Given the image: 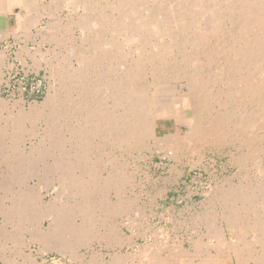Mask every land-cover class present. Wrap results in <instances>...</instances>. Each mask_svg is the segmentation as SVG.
<instances>
[{
  "label": "rangeland",
  "instance_id": "1",
  "mask_svg": "<svg viewBox=\"0 0 264 264\" xmlns=\"http://www.w3.org/2000/svg\"><path fill=\"white\" fill-rule=\"evenodd\" d=\"M94 1L5 0L3 3L1 12H6L0 15V264H142L153 252L165 256L170 251L193 247L195 240L205 244L208 241L205 221L213 220L211 225L220 228L225 222L222 212H230V207L223 208L221 203L225 204L224 199L229 197H238L242 188L251 197V206L257 204L255 207L264 209L259 198L264 189V105L258 100L261 92L248 88L249 83L257 87L264 80V55L257 51V56L262 55L259 57L262 63L257 57L256 63L251 62L252 67L244 55L251 49L252 40L263 39L264 33L257 25L251 30L247 28L250 17L243 16L241 1L134 0L121 5L120 0ZM233 8L238 9L233 11ZM145 14L149 16L145 18ZM238 18L241 22L236 21ZM151 59L156 61V66ZM225 69L228 72L224 75ZM136 70L141 71L138 74ZM196 71L204 79V89L190 92L187 77ZM106 82L110 85L104 87ZM131 86L146 91L130 96L127 91ZM114 92L123 97L128 95L133 103L127 96L120 104L124 110L116 106L110 96ZM138 101L147 109L157 108L156 131L150 130V122L138 135L129 131L137 114L142 113ZM133 106L138 107L136 111ZM99 109L102 111H95ZM191 112L194 121L185 116ZM18 116L25 119L21 117V121ZM106 120L111 130L116 125L119 127L115 128L117 132L105 133L109 125H105ZM14 123L21 129L13 127ZM86 123H91L88 133L94 132L83 137ZM90 126L96 130L91 131ZM95 133L97 136L91 137ZM112 139L115 145L111 144ZM90 218L94 221L88 222ZM247 236L245 240L249 241L251 236ZM205 246L203 251L217 252L212 245ZM224 251L221 264H233L231 260L235 256L227 249Z\"/></svg>",
  "mask_w": 264,
  "mask_h": 264
},
{
  "label": "bare ground",
  "instance_id": "2",
  "mask_svg": "<svg viewBox=\"0 0 264 264\" xmlns=\"http://www.w3.org/2000/svg\"><path fill=\"white\" fill-rule=\"evenodd\" d=\"M7 1V0H6ZM32 1V0H31ZM33 1H35V0H33ZM58 1V0H57ZM68 1H70V0H68ZM94 1V0H93ZM118 1V0H117ZM133 1L134 0H125V1H123V0H120V5H121V3L122 2H126V3H133ZM136 1V0H135ZM172 1V0H171ZM204 1H206V0H204ZM217 1V0H216ZM215 1V2H216ZM228 1V0H227ZM241 1V10H242V12H243V16L244 15H248V17H250V19L247 21V28L248 29H250L251 30V28L253 27V28H255V26L257 25V28H259L261 31H263V33H264V0H240ZM240 1H239V3H240ZM5 2V0H0V15H1V13L2 14H4L6 11H3V12H1V10H2V8H3V3ZM78 2H79V0H78ZM87 2V1H86ZM139 2V1H138ZM167 2H168V0H167ZM183 2V1H182ZM207 2H208V0H207ZM219 2V1H218ZM234 2H235V0H234ZM25 3V2H24ZM74 3H76V2H74ZM94 3H95V1H94ZM111 3V2H110ZM113 3H115V1L113 2ZM112 3V4H113ZM135 3H137V2H134V4ZM144 3V2H143ZM166 3V2H165ZM185 3V2H184ZM191 3V2H190ZM214 3V2H213ZM231 3H232V1H231ZM236 3V2H235ZM239 3H237V4H239ZM26 4H28V3H26ZM71 4V3H70ZM79 4V3H78ZM87 4V3H86ZM111 4V5H112ZM138 4V3H137ZM142 4V3H141ZM172 4V3H171ZM179 4H181V3H179ZM200 4H201V2H200ZM237 4H236V7H237ZM113 5H115L116 6V4H113ZM112 5V6H113ZM123 5H124V3H123ZM129 5V4H128ZM138 5H140V3L138 4ZM174 5V4H173ZM216 5H217V3H216ZM220 5H222V3L220 4ZM234 5V4H233ZM240 5V4H239ZM84 6V5H83ZM111 6V7H112ZM114 6V7H115ZM140 6H142V5H140ZM164 6V5H163ZM219 6V5H218ZM218 6H216L217 8H218ZM232 6V5H231ZM90 7V6H89ZM127 7H129V6H127ZM127 7H126V10H127ZM137 7V6H136ZM152 7H153V5H152ZM156 7V6H155ZM166 7V6H165ZM170 7V6H169ZM180 7V6H179ZM207 7V6H206ZM228 7V6H227ZM230 7V6H229ZM233 7V6H232ZM234 7H235V5H234ZM5 8V7H4ZM79 8V7H78ZM88 8V7H87ZM138 8V7H137ZM164 8V7H163ZM199 8V7H198ZM226 8V7H225ZM98 9V8H97ZM132 9H134V7L132 8ZM140 9H141V7H140ZM153 10H155L154 9V7L152 8ZM161 10H162V8H160ZM170 9V8H169ZM186 9V8H185ZM215 9V8H214ZM234 9H238V8H233L232 10L234 11ZM240 9V8H239ZM114 10V9H113ZM151 10V9H150ZM160 10V11H161ZM166 10V9H165ZM174 9L172 8V11H173ZM218 10V9H217ZM217 10H216V12H217ZM220 10V9H219ZM97 11V10H96ZM116 11V10H115ZM119 11V10H118ZM130 11V10H129ZM134 11H135V9H134ZM133 11V12H134ZM138 11H140V10H138ZM159 11V10H158ZM157 11V12H158ZM159 11V12H160ZM163 11V10H162ZM171 11V12H172ZM176 11V10H175ZM186 11V10H185ZM196 11V10H195ZM202 11V10H201ZM209 11H211V10H209ZM226 11V10H225ZM230 11V10H229ZM92 12L93 11H91V14H92ZM148 12V11H147ZM152 10H151V14H152ZM171 12H169L168 11V13H171ZM204 13L206 12L205 10L203 11ZM212 12H213V10H212ZM221 12V11H220ZM236 12V11H235ZM23 13V12H22ZM96 13V12H95ZM98 13H100V12H98ZM130 13V12H129ZM143 13V12H142ZM161 13V12H160ZM163 13H165V11L163 12ZM167 13V12H166ZM167 13V14H168ZM175 13V12H174ZM174 13H173V15H174ZM182 13V12H181ZM207 13V12H206ZM209 14L211 13V12H208ZM213 13H215V12H213ZM226 13V12H225ZM94 14V13H93ZM103 14V13H102ZM135 14V13H134ZM138 14V13H137ZM149 14V13H148ZM176 14H178V13H176ZM175 14V15H176ZM215 14H217V13H215ZM238 14H240V13H238ZM242 14V13H241ZM6 15V14H5ZM90 15V14H89ZM104 15H106V14H104ZM154 15V14H153ZM174 15V16H175ZM185 15H187V14H185ZM184 15V16H185ZM204 15V14H203ZM217 15H219V14H217ZM223 15V14H222ZM227 15H228V13H227ZM235 15H237V14H235ZM4 16V15H3ZM94 16V15H93ZM108 16V15H107ZM142 16H143V14H142ZM145 16H146V14H145ZM149 15H147L145 18H147ZM173 16V17H174ZM181 16H182V14H181ZM230 16V15H229ZM233 16V15H232ZM251 16H252V18H251ZM87 17H88V15H87ZM91 17V16H90ZM101 17H103V16H100V18ZM151 17H153L152 15H151ZM164 17V16H163ZM172 17V16H171ZM202 17V16H201ZM227 17V16H226ZM231 17V16H230ZM238 17H240V16H238ZM246 17V16H245ZM1 18H2V16H1ZM4 18H5V16H4ZM93 18H95V17H93ZM140 18V17H139ZM162 18V17H161ZM166 18V17H165ZM169 18V17H168ZM212 18V17H211ZM215 18V17H214ZM219 18V17H218ZM228 18V17H227ZM236 18V17H235ZM242 18V17H241ZM244 18V17H243ZM85 20H86V18H84ZM141 19H143L144 20V17L143 18H141ZM153 19H154V17H153ZM185 19H187V18H185ZM222 19V18H221ZM240 18H238L236 21H238ZM251 19H252V21H251ZM2 20V19H1ZM178 20V19H177ZM183 21H185L184 19H182ZM198 20V19H197ZM215 20V19H214ZM223 20V19H222ZM93 21V20H92ZM118 21V20H117ZM135 21V20H134ZM194 21V20H193ZM217 21H218V19H217ZM245 21H246V19H245ZM244 21V22H245ZM99 22V21H98ZM146 22H147V20H146ZM158 23H159V21H157ZM167 22H169V20L167 21ZM166 22V23H167ZM175 22V21H174ZM197 23H198V21H196ZM200 22H201V20H200ZM222 22V21H221ZM240 22H241V19H240ZM89 24H90V22H88ZM92 23H94V21L92 22ZM96 23V22H95ZM124 23V22H123ZM126 23H128V22H126ZM171 23V22H170ZM176 23V22H175ZM182 23V22H181ZM183 23H185V22H183ZM239 23V22H238ZM238 23H237V27L238 26H240V25H238ZM246 23V22H245ZM257 23V24H256ZM84 24V23H83ZM139 24V23H138ZM142 24H144V23H142ZM147 24H148V22H147ZM150 24V23H149ZM189 24V23H188ZM206 24V23H205ZM207 24H208V22H207ZM154 25H156V24H154ZM161 25V24H160ZM166 25H168V24H166ZM200 25V24H199ZM208 25H210V24H208ZM213 25H215V22H214V24ZM231 25H233V24H231ZM235 25H233V26H235ZM245 25V24H244ZM143 26V25H142ZM146 26V25H145ZM169 26V25H168ZM167 26V27H168ZM177 26V25H176ZM183 26H185V25H183ZM186 26H188V25H186ZM190 26V25H189ZM195 26V25H194ZM193 26V27H194ZM201 26V25H200ZM206 26V25H205ZM212 26V25H211ZM218 26V25H217ZM147 27V26H146ZM156 27H157V25H156ZM155 27V28H156ZM166 27V28H167ZM179 27V26H178ZM198 27V26H197ZM197 27H196V29H197ZM232 27V26H231ZM96 28V27H95ZM157 28H159L160 29V27H157ZM164 28H165V26H164ZM169 28V27H168ZM167 28V29H168ZM172 28V27H171ZM180 28V27H179ZM209 28V27H208ZM211 28V27H210ZM234 28V27H233ZM232 28V29H233ZM242 28V27H241ZM252 28V29H253ZM130 30H132L131 28H129ZM147 29L148 28H146V33H147ZM162 29V28H161ZM183 29H186V28H183ZM198 29H199V27H198ZM200 29H201V27H200ZM212 29V28H211ZM216 29V28H215ZM225 29V28H224ZM231 29V30H232ZM239 29H240V27H239ZM245 28H243V30H244ZM84 30V29H83ZM120 30H121V28H120ZM123 30H124V28H123ZM170 30V29H169ZM179 30V29H178ZM195 30V29H194ZM227 30V29H226ZM234 30V29H233ZM246 30V29H245ZM256 30V29H255ZM127 31V30H126ZM126 31H125V36L127 35L128 36V34L126 33ZM135 31V30H134ZM163 31H165V30H163ZM199 31V30H198ZM216 31V30H215ZM235 31V30H234ZM238 31V30H237ZM241 31V30H240ZM254 31V30H253ZM154 32H155V30H154ZM160 32H162L161 30H160ZM179 32V31H178ZM178 32H176V33H178ZM194 32V31H193ZM197 32V31H196ZM232 33H233V31H231ZM256 33H258L257 32V30L255 31ZM96 33V32H95ZM100 33V32H99ZM99 33H98V35H99ZM122 33H124V32H122ZM132 33V32H131ZM143 33H145L144 31H143ZM145 33V34H146ZM164 33H167V32H162V34H164ZM183 33V32H182ZM192 33V32H191ZM213 33H214V31H213ZM137 34V33H136ZM161 34V35H162ZM173 34V33H172ZM180 33H178V35H179ZM234 34H236V32L234 33ZM244 34V33H243ZM248 34V33H247ZM129 35L131 36V34H130V32H129ZM138 35V34H137ZM144 35V34H143ZM147 35H148V33H147ZM155 35H156V33H155ZM169 35H170V32H169ZM177 35V36H178ZM198 35V34H197ZM226 35H227V33H226ZM241 35V34H240ZM259 35V34H258ZM127 36H126V38H127ZM149 36V35H148ZM153 36V35H152ZM253 36H255V34L253 35ZM257 36V35H256ZM260 36V35H259ZM129 37V36H128ZM133 37H137V36H133ZM132 37V38H133ZM141 37V36H140ZM201 37V36H200ZM236 37H239V36H237L236 35ZM99 38V37H98ZM122 38H123V36H122ZM132 38H128V39H132ZM145 38V37H144ZM149 38V37H148ZM160 38V37H159ZM173 38V40H174V38H176V37H172ZM193 38H195V36H193ZM199 38V37H198ZM215 38V37H214ZM234 38V37H233ZM248 38V37H247ZM96 39V38H95ZM94 39V40H95ZM128 39H127V41H128ZM136 39V38H135ZM134 39V40H135ZM145 39H147V38H145ZM144 39V40H145ZM227 39V38H226ZM234 39H236V38H234ZM246 39V38H245ZM244 39V40H245ZM251 39V38H250ZM137 40V39H136ZM135 40V41H136ZM139 40V39H138ZM140 40H142V38L140 39ZM139 40V41H140ZM143 40V41H144ZM173 40L171 41L172 43H173ZM230 40V39H229ZM228 40V41H229ZM236 40H238V39H236ZM240 40V39H239ZM252 40V39H251ZM96 41H98V39L96 40ZM133 41V40H132ZM131 41V42H132ZM176 41V40H175ZM212 41V40H211ZM213 41H214V39H213ZM242 41V40H241ZM246 41H247V39H246ZM134 42V41H133ZM138 42V41H137ZM146 42H147V40H146ZM170 42V43H171ZM144 43V42H143ZM198 43V42H197ZM209 43V42H208ZM226 43V42H225ZM224 43V44H225ZM230 43H231V41H230ZM245 43V42H244ZM147 44V43H146ZM151 44H152V42H151ZM160 44V43H159ZM179 43L177 42V45H178ZM216 44V43H215ZM217 44H219V43H217ZM236 44V43H235ZM239 44H242V43H239ZM153 45H154V43H153ZM171 45H173V44H171ZM174 45H176V42H175V44ZM212 45V44H211ZM250 47L249 48H251V49H249L248 51H244L245 53H244V55L245 56H247L248 58H249V63L250 64H248L249 66H251V62L253 63H256L255 61L257 60V57L259 58V57H262V55L261 56H257L255 53L257 52V51H259V52H261V53H263V55H264V38L263 39H258V38H256V39H253L252 40V43H250ZM144 46V45H143ZM143 46H140V48L142 49V47ZM146 46V45H145ZM148 46V45H147ZM179 46V45H178ZM233 46H235V45H233ZM232 46V47H233ZM249 46V45H248ZM137 47V46H136ZM155 47V46H154ZM156 47H157V45H156ZM163 47V46H162ZM180 47V46H179ZM194 47V46H193ZM208 47V46H207ZM211 47V46H210ZM216 47H218V46H216ZM243 47V46H242ZM246 47V46H245ZM159 48H160V46H159ZM167 48V47H166ZM175 48V47H174ZM211 48H213V47H211ZM149 49V48H148ZM201 49V48H200ZM214 49L215 48H213V50L212 51H214ZM217 49V48H216ZM119 50V49H118ZM164 50V49H163ZM172 50V49H171ZM179 50V49H178ZM194 50V49H193ZM207 50V49H206ZM246 50H247V48H246ZM142 51H144V50H142ZM142 51H140V52H142ZM173 51V50H172ZM180 51V50H179ZM96 52V51H95ZM116 52V51H115ZM139 52V53H140ZM148 52H149V50H148ZM166 52V51H165ZM190 52V51H189ZM217 53H218V51H216ZM225 52V51H224ZM120 53V52H119ZM144 53V52H143ZM169 53V52H168ZM177 53V52H176ZM194 53V52H193ZM210 53V52H209ZM214 54H215V52H213ZM239 53V52H238ZM82 54V53H81ZM111 54V53H110ZM115 54V53H114ZM113 54V55H114ZM147 54V53H146ZM170 54V53H169ZM201 54V53H200ZM98 55V54H97ZM120 55V54H119ZM140 55V54H139ZM139 55H137V56H139ZM152 55V54H151ZM155 55V54H154ZM158 55V54H157ZM165 55V54H164ZM163 55V56H164ZM197 55V54H196ZM141 56V55H140ZM150 56V55H149ZM194 56V55H193ZM239 57H242V56H240V54L238 55ZM120 57H121V55H120ZM120 57H118V58H120ZM136 57V56H135ZM134 57V58H135ZM152 57V56H151ZM160 57V56H159ZM168 57V56H167ZM204 57V56H203ZM213 57V56H212ZM89 58V57H88ZM107 58V57H106ZM116 59H117V57H115ZM136 58H139V57H136ZM166 58V57H165ZM169 58H171L170 56H169ZM186 58H188V56L186 57ZM215 58V57H214ZM238 58V57H237ZM93 59V58H92ZM110 59H111V57H110ZM121 59V58H120ZM145 58H143V60H144ZM148 59V58H147ZM240 59V58H239ZM89 60H90V58H89ZM97 60V59H96ZM157 60H158V58H157ZM233 60V59H232ZM241 60H244L243 58L241 59ZM245 60H246V57H245ZM260 60V58L258 59V61ZM78 61V60H77ZM83 61H85V60H83ZM83 61H80L81 63L83 62ZM91 61V60H90ZM138 61L140 62V58L138 59ZM158 61H160V60H158ZM180 61V60H179ZM194 61V60H193ZM237 61V60H236ZM261 61V60H260ZM88 61H86V63H87ZM97 62V61H96ZM95 62V63H96ZM139 62H137V63H139ZM143 62H145V60L143 61ZM151 62H152V59H151ZM154 62H156V61H153L152 63H154ZM185 62V61H184ZM94 63V64H95ZM101 63H102V61H101ZM100 63V64H101ZM147 63V62H146ZM148 63H150V60H149V62ZM162 63V62H161ZM165 63V62H164ZM177 63V62H176ZM217 63V62H216ZM222 63V62H221ZM261 63H262V61H261ZM83 64H85V63H83ZM155 64V63H154ZM154 64H153V66H154ZM159 64V63H158ZM157 64V65H158ZM169 64V63H168ZM260 64V63H259ZM86 65V64H85ZM120 65V64H119ZM135 65V64H134ZM152 65V64H151ZM161 65V64H160ZM225 65V64H224ZM237 65H240V64H237ZM91 66V65H90ZM95 66V65H94ZM124 66V65H123ZM132 66H133V64H131L130 65V67L132 68ZM136 66V65H135ZM149 66V65H148ZM155 66H156V64H155ZM154 66V67H155ZM234 66V65H233ZM253 66V65H252ZM251 66V67H252ZM259 66V65H258ZM263 66V68H264V65H262ZM261 66V67H262ZM85 67V66H84ZM126 67V66H125ZM125 67H123V68H125ZM129 67V66H128ZM139 67V66H138ZM141 67H143V66H141ZM241 67V66H240ZM243 67V66H242ZM150 68V67H149ZM185 68V67H184ZM205 68V67H204ZM214 68V67H213ZM212 68V69H213ZM219 68V67H218ZM228 68V67H227ZM259 68V67H258ZM262 68V69H263ZM127 69V68H126ZM162 69V68H161ZM160 69V70H161ZM220 69H221V67H220ZM223 69V68H222ZM235 69V68H234ZM254 69V68H253ZM85 70V69H84ZM90 70V69H89ZM128 70V69H127ZM149 70V69H148ZM148 70H146V71H148ZM155 70H157V69H154V71ZM187 70V69H186ZM239 70V69H238ZM250 70H252V68L250 69ZM258 70V69H257ZM261 70V69H260ZM101 71H102V69H101ZM123 71H126V70H123ZM129 71V70H128ZM131 71V70H130ZM134 71V70H133ZM132 71V72H133ZM136 71H138V70H136ZM141 71V70H140ZM140 71H138V72H136V73H140ZM145 71V70H144ZM151 71V70H150ZM154 71H152L153 73H155ZM204 71V70H203ZM223 71H224V73H223ZM223 71H220L221 73H223L224 75L225 74H227V72H228V69H225V70H223ZM262 71V70H261ZM78 72H79V70H78ZM96 72V71H95ZM103 72V71H102ZM131 72V73H132ZM159 71L157 70V73H158ZM219 72V73H220ZM253 72V71H252ZM257 72H259V71H257ZM93 73V72H92ZM98 73H99V71H98ZM101 73V72H100ZM135 73V76H138L137 74ZM147 73V72H146ZM156 73V74H157ZM247 73V72H246ZM82 74V73H81ZM120 74V73H119ZM222 74V75H223ZM254 74V73H253ZM101 75V74H100ZM134 75V74H133ZM146 75V74H145ZM147 75H149L148 73H147ZM159 75V74H158ZM161 75V74H160ZM221 75V76H222ZM223 75V76H224ZM237 75V74H236ZM255 75H256V73H255ZM259 75H260V73H259ZM258 75V76H259ZM264 75V74H263ZM90 76V75H89ZM105 76V75H104ZM129 76V75H128ZM141 76V75H140ZM227 76V75H226ZM119 77V76H118ZM126 77H127V75H126ZM131 77V76H130ZM129 77V78H130ZM134 77V76H133ZM152 77V76H151ZM157 77V76H156ZM228 77H229V75H228ZM251 77V79H252V76H250ZM253 77H255L254 75H253ZM260 77H262V76H260ZM139 78V77H138ZM143 78V77H142ZM149 78V77H148ZM247 78V77H246ZM249 78V77H248ZM256 78V77H255ZM71 79V78H70ZM118 79V78H117ZM122 79V78H121ZM125 79V78H124ZM128 79V78H127ZM134 79V78H133ZM136 79V78H135ZM144 79V78H143ZM161 79V78H160ZM187 79H188V83H189V89L191 90L190 92H192L194 89H197L198 88V90H200L199 88H201V90L202 89H204L203 87H204V83H203V81H204V79L201 77V74H199V72H195V73H192V74H189L188 75V77H187ZM234 80H235V78H233ZM240 79V78H239ZM261 79V78H260ZM263 79V78H262ZM108 80H111V79H108ZM132 80V79H131ZM141 80V79H140ZM164 80V79H163ZM230 80V79H229ZM249 81H251L250 79H248ZM247 80V81H248ZM253 80V79H252ZM256 80V79H255ZM116 81V80H115ZM120 81V83H122L121 82V80H119ZM125 81V80H124ZM130 81V80H129ZM224 81V80H223ZM249 81H248V83H249ZM87 82V81H86ZM153 82H156V80H154ZM166 82V81H165ZM164 82V83H165ZM230 82H231V80H230ZM238 82V81H237ZM240 82V81H239ZM255 82V81H254ZM257 82H258V80H257ZM88 83V82H87ZM107 83V82H106ZM110 83V82H109ZM119 83V82H118ZM117 83V84H118ZM201 83H203V84H201ZM112 84V83H111ZM113 84H116V82L115 83H113ZM135 84V83H134ZM151 84H152V82H151ZM229 84V83H228ZM250 84V83H249ZM248 84V88H249V90H253V91H255L256 89L258 90V92H261V94L259 95L260 96V98L258 99V100H260L261 101V103L264 105V80H262V82H260V84H259V86L257 85V87L255 86V87H253L252 85L253 84H250L249 85ZM256 84V83H255ZM73 85V84H72ZM105 85V84H104ZM110 84H108L107 83V85H105L104 87H107V86H109ZM121 85V84H120ZM119 85V86H120ZM246 86H247V84H245ZM122 86V85H121ZM120 86V87H121ZM140 86V85H139ZM114 87H115V85H114ZM113 87V88H114ZM117 87V86H116ZM147 87V86H146ZM98 88V87H97ZM100 88V87H99ZM110 88H112V86L110 87ZM112 88V89H113ZM122 88V87H121ZM120 88V89H121ZM124 88L125 87H123V90H124ZM255 88V89H254ZM72 89H74V88H72ZM104 89V88H103ZM116 89V88H115ZM119 89V88H118ZM135 89L136 90H134V87H132L131 86V88L129 89V91H127L129 94L128 95H130V96H134V94H136L137 95V93L138 92H142V91H146L144 88L142 89H140V88H137V87H135ZM148 89H149V87H148ZM147 89V90H148ZM70 90V89H69ZM68 90V91H69ZM81 90V89H80ZM79 90V91H80ZM151 90V89H150ZM256 90V91H257ZM99 91H100V89H99ZM101 91H102V89H101ZM179 91V90H178ZM110 91H108V93H109ZM112 92V91H111ZM118 92V91H117ZM120 92V91H119ZM123 92V91H122ZM189 92V93H190ZM194 92V91H193ZM251 92V91H250ZM73 93V92H72ZM98 93V92H97ZM107 93V94H108ZM143 93V92H142ZM202 93V92H201ZM65 94H67V93H65ZM87 94V93H86ZM96 94V93H95ZM102 94V93H101ZM110 94V93H109ZM108 94V95H109ZM123 94H125V92H123ZM122 94V95H123ZM128 95H124L125 97H123V96H121L120 94H115V92L113 93V95H110V96H112L113 97V100H114V102L113 103H115V105L117 106H119V107H122V106H120V104H123L122 103V101L123 100H126V97L128 96ZM189 95V94H188ZM187 95V96H188ZM101 96V95H100ZM99 96V97H100ZM102 96H103V94H102ZM107 96V95H106ZM148 96V95H147ZM194 96V95H193ZM98 97V98H99ZM121 97H123L122 99H121ZM129 97V96H128ZM128 97H127V100H130V102L131 103H133V101H131V99L132 98H130V99H128ZM195 97V96H194ZM255 97H256V95H255ZM80 98V97H79ZM78 98V99H79ZM83 98V97H82ZM94 98V97H93ZM97 98V99H98ZM100 98H102V97H100ZM106 98H109V96L108 97H106ZM136 98V97H135ZM150 98V97H149ZM140 99V98H139ZM253 99V98H252ZM256 99H257V97H256ZM80 100V99H79ZM100 100V99H99ZM101 100H103V99H101ZM100 100V101H101ZM135 100V99H134ZM72 101V100H71ZM78 101V100H77ZM82 101V100H81ZM95 101V100H94ZM99 101V102H100ZM143 101V100H142ZM84 102H87V100L86 101H84ZM106 102H107V100H106ZM125 102H127V101H125ZM141 102V101H140ZM64 103V102H63ZM79 103H80V101H79ZM96 103H98V101L97 102H95V104ZM112 103V102H111ZM136 103H138V105H139V109L142 111V113L141 114H137V116H136V118H135V120L134 121H132V122H134V125L133 126H131L130 125V127H131V129L129 130L130 132L131 131H133L134 132V134H137L138 132H142L143 130H144V127L147 125V122H150V125H149V123H148V125H149V128H150V130H154V131H156V127H157V116H156V110H157V108H153V106L151 107V108H148L147 109V107H144V106H146V105H142L141 103H139V101L138 102H136ZM146 103V102H145ZM260 103V102H259ZM87 104V103H86ZM101 104V103H100ZM126 104H128V103H126ZM152 104V103H151ZM70 105V104H69ZM81 105V104H80ZM84 105V104H83ZM89 105H91V104H89ZM111 105V104H110ZM113 105V104H112ZM134 105V104H133ZM135 105H137V104H135ZM137 105V106H138ZM86 106H88V104L86 105ZM258 106V105H257ZM82 107V106H81ZM96 107V106H95ZM110 107V106H109ZM119 107H118V109H119ZM129 107V106H128ZM128 107H126V109L128 108ZM133 107H135V106H133ZM259 107V106H258ZM261 107H262V105H261ZM88 108V107H87ZM93 108V107H92ZM123 108V110L125 109L124 107H122ZM138 108V107H137ZM137 108L135 107L134 109V111H136L137 110ZM263 108H264V106H263ZM84 109V108H83ZM82 109V110H83ZM90 109V108H89ZM104 109V108H103ZM259 109H260V107H259ZM75 110V109H74ZM78 110V109H77ZM111 110H113V108L111 109ZM116 110V109H115ZM122 110V112H124ZM139 110V111H140ZM258 110V109H257ZM71 111V110H70ZM76 111V110H75ZM79 111V110H78ZM81 111V110H80ZM95 111H102V110H95ZM126 111V110H125ZM129 111V110H128ZM251 111V110H250ZM262 111V110H261ZM264 111V110H263ZM77 112V111H76ZM88 112H90V111H88ZM93 112V111H92ZM113 112H115V111H113ZM50 113V112H49ZM69 113V112H68ZM81 112H79V114H80ZM93 113H95V112H93ZM98 113V112H97ZM107 114H108V112H106ZM116 113V112H115ZM118 113H119V111H118ZM128 113V112H127ZM134 113V112H133ZM137 113V112H136ZM135 113V114H136ZM184 113H185V111H184ZM254 113V112H253ZM61 114V113H60ZM96 114V113H95ZM110 114L111 113H109V115L108 116H110ZM123 114V113H122ZM238 114V113H237ZM250 114V113H249ZM248 114V115H249ZM257 114V113H256ZM25 115H27V114H25ZM29 115V114H28ZM59 114H57V116H58ZM74 115V114H73ZM98 115H102L101 113L100 114H98ZM104 115H105V113H104ZM247 115V116H248ZM71 116V115H70ZM94 116V115H93ZM103 116V115H102ZM101 116V117H102ZM123 116V115H122ZM185 116H188V117H190L193 121L194 120H196L195 119V117H194V114H192V112H191V114H188V115H185ZM251 116H254V115H252L251 114ZM20 119H21V117H22V119H25V117L24 116H18ZM18 117H15L17 120H18ZM30 117V116H29ZM76 117V116H75ZM81 117H86V116H81ZM94 117H96V116H94ZM93 117V118H94ZM120 117V116H119ZM118 117V118H119ZM149 117H150V119H149ZM14 118V119H15ZM31 118V117H30ZM41 118V117H40ZM68 118H70V117H68ZM98 118V117H97ZM103 118V117H102ZM113 118V117H112ZM127 118H129V117H127ZM263 118V117H262ZM22 119H21V121H22ZM27 119V118H26ZM36 119V118H35ZM83 119V118H82ZM85 119V118H84ZM83 119V120H84ZM114 119V118H113ZM112 119V120H113ZM120 119V118H119ZM149 119V120H148ZM152 119V120H151ZM159 119V118H158ZM251 119V118H250ZM17 120H14V122L16 123V121ZM28 120H29V118H28ZM38 120V119H37ZM58 120V119H57ZM71 120H72V118H71ZM79 120H81V119H79ZM87 120V119H86ZM84 120L85 122H89V121H91V120ZM96 120H99V119H96ZM102 120H104V119H102ZM129 120V119H128ZM151 120V121H150ZM198 120V119H197ZM248 120V119H247ZM256 120V119H255ZM21 121H18V123L19 122H21ZM25 121H27V120H24V122ZM30 121V120H29ZM78 121V120H77ZM76 121V122H77ZM93 121V120H92ZM110 121H111V119H110ZM120 121H122V120H120ZM126 121H127V119H126ZM126 121H125V123H126ZM254 121V120H253ZM252 121V122H253ZM33 122V121H32ZM53 122V121H52ZM96 122V121H95ZM106 122V123H105ZM104 123H105V125H108L107 126V128H106V130H105V133L106 132H108L109 134H111L112 135V133H113V131L115 130V128H118L119 129V127H116L115 126V128L113 127L114 126V124H113V130H111L109 127L111 126L110 125V123H112V121L110 122V123H108L107 124V120L105 121ZM114 123H115V120L113 121ZM117 122V121H116ZM128 122V121H127ZM199 122V121H198ZM207 122V121H206ZM14 123V124H15ZM73 123H75L74 121H73ZM91 123H94V122H91ZM90 123V124H91ZM97 123V122H96ZM98 123H99V121H98ZM120 124H121V122H119ZM123 124H124V122H122ZM129 124L131 123L130 121L128 122ZM194 123V122H193ZM256 124L257 123H260V122H255ZM254 123V124H255ZM21 124H23V123H21ZM20 124V125H21ZM79 124V123H78ZM89 123H86V125H84L83 127H86V129L85 130H87V129H89L88 127H89V125H90ZM95 124V123H94ZM202 123H200L199 124V126L201 125ZM245 124H246V122H245ZM244 124V125H245ZM248 124V123H247ZM255 124V125H256ZM18 125V124H17ZM56 125V124H55ZM81 125V124H80ZM101 125V124H100ZM125 125H127L128 127H129V125L128 124H125ZM195 125V124H194ZM261 125V124H260ZM14 126H16V124L15 125H13V127ZM22 126V125H21ZM20 126V127H21ZM79 126V125H78ZM91 126H93V125H91ZM90 126V127H91ZM249 126V128H250V125H248ZM247 126V127H248ZM23 127V126H22ZM104 127V126H103ZM102 127V129H104ZM123 127H124V125H123ZM148 127V126H147ZM197 127H198V125H197ZM255 127V126H254ZM253 127V128H254ZM17 128H19L18 126H16V129ZM80 128H82L81 126H80ZM92 128L93 127H91V131H92ZM94 128H96V127H94ZM93 128V129H94ZM125 128V127H124ZM246 128V127H245ZM21 128H19V130H20ZM83 129V128H82ZM99 129V128H98ZM101 129V128H100ZM118 129H116V130H118ZM123 129V128H122ZM125 129H127V128H125ZM146 129V128H145ZM69 130H70V127H69ZM71 130H72V128H71ZM75 129L73 128V131H74ZM76 130H77V128H76ZM84 130V129H83ZM94 130H96V129H94ZM115 130V131H116ZM120 130H121V128H120ZM119 130V131H120ZM217 130V129H216ZM14 131H15V128H14ZM88 131L89 130H87V132L85 131L84 132V134H83V137L86 135V136H88L86 133H88ZM98 131V133H101V132H99V130H97ZM96 131V132H97ZM124 131V130H123ZM129 131H127L128 133H129ZM194 131V130H193ZM226 131V130H225ZM67 132V131H66ZM77 132V131H76ZM81 131H79L78 133H80ZM94 132V131H93ZM93 132L91 133L90 132V134H89V136L91 135V134H93ZM117 132V131H116ZM125 132V131H124ZM126 132V133H127ZM214 132V131H213ZM82 133V132H81ZM203 133V132H202ZM15 134V133H14ZM70 134H71V132H70ZM74 134V133H73ZM109 134H107L106 136H109ZM132 134V133H131ZM133 134V135H134ZM256 134V133H255ZM79 135V134H78ZM96 135V133L93 135V136H91V137H94ZM116 135V134H115ZM126 135L127 134H125V135H123V137H126ZM138 135V134H137ZM186 135V134H185ZM70 136V135H69ZM68 136V137H69ZM82 136V135H81ZM97 136V135H96ZM128 136H129V134H128ZM76 137H78V136H75V138ZM122 137V136H121ZM120 137V138H121ZM129 137H131V135L129 136ZM128 137V138H129ZM137 137V136H136ZM239 137V136H238ZM45 138V137H44ZM63 138V137H62ZM72 138V137H71ZM74 138V137H73ZM105 138V137H104ZM103 138V139H104ZM134 138H135V136H134ZM138 138V137H137ZM227 138V137H226ZM3 139V138H2ZM57 139H59V138H57ZM70 138H68L67 140H69ZM77 139H79V137L77 138ZM83 139V138H82ZM81 139V140H82ZM84 139H88V137H86V138H84ZM94 139V138H93ZM93 139H91V140H93ZM105 139H107V137L105 138ZM104 139V140H105ZM118 139H119V137H118ZM118 139H116V141L118 140ZM123 139V138H122ZM126 139V138H125ZM248 139V138H247ZM16 140V139H15ZM62 140V139H61ZM71 140V139H70ZM80 140V139H79ZM90 140V139H89ZM129 140V139H128ZM132 140V139H131ZM12 141V140H11ZM14 141V140H13ZM12 141V142H13ZM110 141V140H109ZM112 141H113V139L111 140V144H114V143H112ZM118 141H120V139L118 140ZM236 141V140H235ZM59 142V141H58ZM92 142V141H91ZM114 142V141H113ZM123 142V141H122ZM125 143H127V141H124ZM123 142V143H124ZM51 143V142H50ZM75 143H76V141H75ZM84 143V142H83ZM89 143V142H88ZM87 143V144H88ZM99 143H101V142H99ZM106 144H107V142H105ZM129 143V142H128ZM56 144H57V142H56ZM78 144H80V143H78ZM82 144V143H81ZM80 144V145H81ZM86 144V145H87ZM103 144V143H102ZM122 144V143H121ZM251 144V143H250ZM79 145V146H80ZM85 145V144H84ZM83 145V146H84ZM85 145V146H86ZM90 145H92V144H89V146ZM95 145V144H94ZM103 145H105V144H103ZM102 145V146H103ZM115 145V144H114ZM117 145H119V143L117 144ZM136 145V144H135ZM134 145V146H135ZM16 146V145H15ZM57 146V145H56ZM101 146V145H100ZM106 146V145H105ZM2 147V146H1ZM75 147V146H74ZM86 147H88V145L86 146ZM104 147V146H103ZM199 147V146H198ZM83 148V147H82ZM81 148V149H82ZM85 148V147H84ZM120 148V147H119ZM14 150V149H13ZM42 150H44V149H42ZM199 150V149H198ZM38 151V150H37ZM48 151V150H47ZM65 151V150H64ZM92 151V150H91ZM23 152V151H22ZM78 152V151H77ZM98 152H100V151H98ZM32 153V152H31ZM54 153V152H53ZM66 153H67V151H66ZM76 153V152H75ZM84 153V152H83ZM85 153H86V151H85ZM84 153V154H85ZM102 153H104L103 151H102ZM100 154V153H99ZM99 154H98V156H99ZM111 154V153H110ZM250 154V153H249ZM4 155V154H3ZM38 155V154H37ZM31 156V155H30ZM83 156V155H82ZM24 157V156H23ZM27 157V156H26ZM38 157V156H37ZM101 157V156H100ZM56 158V157H55ZM61 158H63V157H61ZM84 158V157H83ZM95 158V157H94ZM113 158V157H112ZM248 158V157H247ZM59 160V159H58ZM99 160V159H98ZM248 160V159H247ZM22 161V160H21ZM29 161H31V160H29ZM28 161V162H29ZM40 161V160H39ZM43 161V160H42ZM60 161V160H59ZM110 161V160H109ZM118 161V160H117ZM236 161V160H235ZM12 162V161H11ZM38 162V161H37ZM56 162H57V160H56ZM74 162V161H73ZM79 162V161H78ZM77 162V163H78ZM99 162V161H98ZM23 163V162H22ZM32 163V162H31ZM42 163V162H41ZM65 163V162H64ZM75 163V162H74ZM48 164V163H47ZM73 164V163H72ZM82 164V163H81ZM57 165V164H56ZM71 165V164H70ZM247 165V164H246ZM33 166V165H32ZM49 166V165H48ZM52 166V165H51ZM72 166H74V165H72ZM75 167V166H74ZM78 167V166H77ZM76 167V168H77ZM92 167V166H91ZM99 167V166H98ZM32 168V167H31ZM63 168V167H62ZM75 168V169H76ZM79 168V167H78ZM100 168V167H99ZM30 169V168H29ZM48 169V168H47ZM55 169V168H54ZM82 169H83V167H82ZM81 169V170H82ZM84 169H85V167H84ZM92 169V168H91ZM31 170V169H30ZM56 170V169H55ZM70 170V169H69ZM47 171V170H46ZM49 171V170H48ZM52 171V170H51ZM61 171V170H60ZM72 171V170H71ZM80 171V170H79ZM39 173V172H38ZM41 173H43V172H41ZM73 173V172H72ZM80 173H81V171H80ZM83 173V172H82ZM86 173V172H85ZM100 173V172H99ZM59 174V173H58ZM62 174H65V173H63L62 172ZM74 174V176H75V173H73ZM93 175V174H92ZM111 175V174H110ZM16 176V175H15ZM78 176V175H77ZM76 176V177H77ZM248 176V175H247ZM45 177V176H44ZM69 177V176H68ZM68 177H66V178H68ZM70 177H71V179H72V176L70 175ZM69 177V178H70ZM48 178V177H47ZM65 178V177H64ZM59 179V178H58ZM101 179V178H100ZM241 180V179H240ZM246 180V179H245ZM43 181V180H42ZM59 181V180H58ZM83 181V180H82ZM66 182V181H65ZM247 182H249V181H247ZM50 183V182H49ZM75 184V183H74ZM103 184V183H102ZM63 185V184H62ZM62 185H60V186H62ZM65 185V184H64ZM69 186H70V184H68ZM67 185V186H68ZM72 185V184H71ZM89 185V184H88ZM66 186V187H67ZM102 186V185H101ZM238 186V185H237ZM40 187V186H39ZM247 187V186H246ZM72 188V187H71ZM125 188V187H124ZM235 188H236V186H235ZM240 188V187H239ZM247 188H249V187H247ZM65 189V188H64ZM85 189V188H84ZM249 189H251V188H249ZM228 190H229V187H228ZM235 190V189H234ZM60 191V190H59ZM237 191H238V189H237ZM236 191V192H237ZM245 190L242 188V191L240 190L239 191V195H238V197H235L236 195H235V192H234V194H232V195H235L234 197H227L228 199H224L225 200V204H223V203H221L222 205H223V208L224 207H230V212L229 213H226V212H222V213H224V224H222V225H219V226H221L220 228H218L217 227V229H215L216 227V225L215 226H212L213 225V220H212V222H209V221H205V224H206V226H207V231H208V233L207 234H205L206 236H208V241H206L205 242V244L203 243V242H200V241H198V240H195V239H193V240H195V242H194V246L193 247H190V248H187V249H183V250H179L178 252L177 251H170V253L169 254H167L166 253V255L165 256H163V255H161V254H159V253H157V252H153V254H149L150 256H148V258H146L144 261H142V264H221L222 263V261H223V256L224 255H226L225 253H223V252H225L224 251V249H227V251H229L230 253H231V255H234L235 257H233V259L231 260V263H233V264H264V209H259V208H257V207H255L256 205H254V206H251V197L250 198H248L247 197V194L245 195V192H244ZM228 192H230V191H228ZM74 193V192H73ZM79 193V192H78ZM94 193V192H93ZM217 193V192H216ZM233 193V192H232ZM83 194V193H82ZM237 194V193H236ZM221 196H223V195H221ZM225 196H227V195H225ZM260 196V197H259ZM258 197L259 198H261L263 201V203H264V189L262 190V193L259 195ZM224 197V196H223ZM67 198H68V196H67ZM248 198V199H247ZM90 199V198H89ZM218 199H220V198H218ZM78 200V199H77ZM81 200V199H80ZM83 200V199H82ZM260 200V199H259ZM258 200V201H259ZM221 202H223V200L221 201ZM260 202V201H259ZM261 202V203H262ZM78 203H79V201H78ZM255 203V202H254ZM80 204V203H79ZM91 206V205H90ZM261 206H263L262 204H261ZM258 207H260V206H258ZM255 208H257V209H255ZM264 208V207H263ZM73 209H75V208H73ZM92 209V208H91ZM88 210V209H87ZM234 210V211H233ZM92 212H94V211H92ZM105 213V212H104ZM78 214V213H77ZM208 215V214H207ZM213 215V214H212ZM83 217V216H82ZM94 217H95V215H94ZM200 217V216H199ZM201 217H203L202 215H201ZM200 217V218H201ZM218 217V216H217ZM221 217V216H220ZM212 218H213V216H212ZM211 218V219H212ZM91 219L92 218H90V220H88V222L89 221H91ZM93 220V219H92ZM203 219H201V220H199V222L200 221H202ZM206 220V219H205ZM209 220V219H208ZM85 221H87V219H85ZM94 221V220H93ZM96 221V220H95ZM216 221H217V219H216ZM211 223H212V225H211ZM214 224H215V222H214ZM86 226V225H85ZM88 226V225H87ZM201 226V225H200ZM82 227H83V225H82ZM215 227V228H214ZM76 228V227H75ZM77 229H79V228H77ZM81 229H83V228H81ZM80 230V229H79ZM79 232V231H78ZM81 232V231H80ZM115 232V231H114ZM86 233V232H85ZM205 233V232H204ZM229 233H230V235H229ZM116 234V233H115ZM194 234V233H193ZM84 235V234H83ZM244 235H249V236H251V239L250 238H248V240L249 241H246L245 240V237L246 236H244ZM202 236V235H201ZM248 237V236H247ZM202 238V237H201ZM206 238V237H205ZM77 239V238H76ZM82 239V238H81ZM199 239V238H198ZM79 240H80V238H79ZM106 240V239H105ZM173 241V240H172ZM75 242V241H74ZM190 243H192V241L190 242ZM83 244V243H82ZM166 245V244H165ZM205 245H212L215 249V251L217 250V252L216 253H214L213 252V250H209V251H211V252H208V250L206 249V251L204 250L203 251V246L204 247H206ZM162 246V245H161ZM207 246V247H208ZM163 248H165L164 246H163ZM168 248V247H167ZM212 248V247H211ZM210 248V249H211ZM157 249V248H156ZM169 249V248H168ZM175 249V248H174ZM177 249V248H176ZM205 249V248H204ZM146 253V252H145ZM148 254V253H147ZM132 257V256H131ZM198 257H202L200 260H198L197 258ZM122 258V257H121ZM144 259V258H143ZM142 260V259H141ZM235 261H237V262H235ZM136 264V263H135Z\"/></svg>",
  "mask_w": 264,
  "mask_h": 264
}]
</instances>
